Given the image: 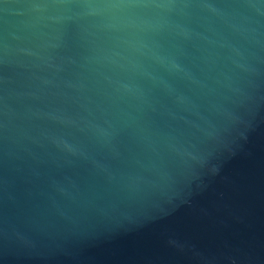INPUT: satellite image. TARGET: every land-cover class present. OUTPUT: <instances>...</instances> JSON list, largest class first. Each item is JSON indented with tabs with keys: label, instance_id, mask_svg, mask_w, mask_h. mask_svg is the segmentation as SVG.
<instances>
[{
	"label": "water",
	"instance_id": "95a60500",
	"mask_svg": "<svg viewBox=\"0 0 264 264\" xmlns=\"http://www.w3.org/2000/svg\"><path fill=\"white\" fill-rule=\"evenodd\" d=\"M0 264H264V0H0Z\"/></svg>",
	"mask_w": 264,
	"mask_h": 264
}]
</instances>
